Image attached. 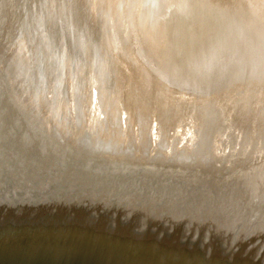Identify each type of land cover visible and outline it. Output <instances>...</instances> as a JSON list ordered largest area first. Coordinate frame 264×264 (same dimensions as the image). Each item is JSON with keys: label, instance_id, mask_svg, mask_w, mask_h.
<instances>
[{"label": "bare ground", "instance_id": "obj_1", "mask_svg": "<svg viewBox=\"0 0 264 264\" xmlns=\"http://www.w3.org/2000/svg\"><path fill=\"white\" fill-rule=\"evenodd\" d=\"M64 2L70 10L73 8L75 29L78 30L79 26L77 16L83 20L87 17L89 29H92L89 35L92 52L98 49L96 33L101 34L104 40V43L99 42L103 71L96 81L90 74L75 87L73 114L69 115L67 108L66 89L60 90L64 99L54 109L44 111L46 118L41 117L39 104L33 107L39 111L37 121L29 109L21 112L30 133L25 143L15 139L6 142L2 137L5 130L0 134V139L4 140L0 143L7 144V151H11V156L14 154V181L6 188L1 187L0 192L5 194L7 191L5 195L8 197L17 195L21 203V210L12 221L11 215L6 216L3 212L13 206L0 207L3 215L0 230L5 226H2L4 218L9 233L34 227L41 216L39 208H34L49 202L52 195L59 197L60 192L65 193L68 189L80 188L84 192L82 189L88 184L97 192L96 197L98 194L102 196L101 201L99 196L94 197L90 211L96 204H102L106 210L105 202L113 201V205L118 196H124L128 202V198L135 194L139 200H150L170 211L178 207L180 212H187V224L195 232H199L198 223L204 218L207 221L205 230L213 232L217 217L223 216L232 231L235 230V241L253 235L264 249L263 3L242 0L243 8L242 3L238 6V0H199L198 5L190 9L188 0H90L84 8V17L78 14L77 0ZM135 5L137 18L136 12L130 14ZM34 20H30V39L26 37L28 34L24 35L26 49L23 45L17 51L16 45L12 49L13 55L6 63L7 77L11 82L16 79L21 84L31 81L28 87L40 97L42 91L44 96L48 94L49 87L47 92L45 84L40 88L36 76V62L41 63L45 51L40 43L44 32ZM2 21L0 17V50L5 51L2 34L6 28L9 29L11 23L14 28L11 35L6 32L7 37L18 41L14 36L24 30L25 22L21 27L20 19L11 21L7 17L6 27L7 22ZM68 31L69 23L63 29L52 27L48 32L49 48L53 53L48 50L47 55L50 63L51 57H56L54 70L60 65L58 76L62 84L68 77V57L72 61L77 55L74 43L69 53L63 51L58 62L60 46L68 45ZM144 45L147 50H143ZM89 81L95 82L96 99L90 105L94 109L93 122L86 124L83 115L89 110ZM125 87L128 88L126 128L134 133L130 139L121 142L117 139L119 130L112 123L117 120L118 98L127 90ZM148 99L160 114L157 128L153 130L156 140L149 138L147 123L144 126L147 119L144 108ZM210 104L217 108L218 114L210 113L213 111L208 108ZM4 110L6 114L8 110ZM4 113L0 112V123L4 120ZM187 123H191L190 132H186ZM86 125L88 128H84ZM59 140L66 141L71 147L67 161L59 158ZM175 144L183 146L186 151L176 148ZM162 148L164 152L156 159L158 155L154 150L160 152ZM45 153L49 160L47 165ZM92 162L95 168H91ZM254 166L259 170H253ZM86 170L88 180H83L84 177L76 179L77 172L83 176ZM178 171L191 175L185 176V185L177 190L168 179L171 180L169 173L179 174ZM259 171L263 172L262 177ZM57 172L73 176L59 178ZM71 177L84 187L82 184L71 186ZM79 201L86 203L84 199L79 198ZM30 209L34 210L28 214ZM242 213L244 220L241 219ZM104 214L108 220L115 217L114 211L106 210ZM7 222L11 223L7 226ZM240 223L244 227L241 232L238 229ZM33 246L31 251L24 250L26 260L36 253L37 243ZM59 246L57 250L47 252L52 247L43 243L38 248L46 256L37 254L52 256L56 263L65 256L74 264H82L76 255L62 254ZM226 261V264H235L231 263L230 257Z\"/></svg>", "mask_w": 264, "mask_h": 264}, {"label": "water", "instance_id": "obj_2", "mask_svg": "<svg viewBox=\"0 0 264 264\" xmlns=\"http://www.w3.org/2000/svg\"><path fill=\"white\" fill-rule=\"evenodd\" d=\"M198 1L199 0H188L187 6L193 9V7L198 5ZM77 2L79 16L83 14V16L86 17L84 8L87 7L86 4H88L90 0H77ZM240 3H242V0H238V6ZM240 6L245 8L243 3ZM135 9L136 5L130 11V14H134L136 12ZM74 10L76 11V9ZM67 14L68 20L66 19ZM135 14L137 18V12ZM74 15L73 8L70 10V6H68L64 0H0V17H2V19L4 18L7 22L6 27H8L7 17L11 21L20 19L22 21L21 27L23 26V21L25 22L24 30L14 36L18 41L12 42L13 48L16 45V51L21 45H23L24 48L26 47V42H24L25 40L23 39L24 35L26 36L31 29V18L35 19L33 21L34 24L38 22L41 26L39 30H43L44 34L42 42L40 43L45 52L43 55L44 61L41 60L39 64L36 62V76L37 80L41 83L40 88L42 84H45L47 92V86L49 87L48 94L44 96V91H42V93L40 92V97L38 95V98L37 95H35L36 93L28 87V85H31V81L22 82L21 84V82L13 79L11 82L7 77L6 63L11 58V55H13V50L5 52L2 51L3 48L1 49L0 94L2 95L0 96V112L4 113V108L8 111L6 110V114L4 113V120L0 123V134L5 130V136L2 137L6 142L15 139L25 143V139H28L30 135L28 125L21 117V112L24 113L23 110L26 111L29 109L32 113V118L37 121L40 117V115H38L39 111H36V109L34 110L33 107L36 108L39 104L40 108L42 107V110L40 109L42 113L41 117L43 115V118H46L44 111L46 109H54L55 105H59L60 100L64 99L60 90L63 91L66 89L65 100L67 108L69 110V115L70 113L73 114L74 92H76V90H74L75 87L77 88L82 83L83 77H88V75L90 77V74L93 75L95 81L97 77H100L103 71L104 60L99 42L104 43V40L101 38L100 33H96L98 49L92 52L89 47V40L90 43L92 42V38L90 39L89 36L91 35L90 32L92 33V29H89L90 24L87 21V17L86 20H83L77 16L79 23L77 30L75 29L76 21L73 22ZM81 20H83L84 29L82 28ZM68 23L70 26V31H68V45L62 44L60 46L58 62L63 51L69 53L74 43L77 46V55L73 57L72 61L68 57V77L62 84L58 76L60 65L57 66L56 71L54 70L57 62L56 57L52 56V63H50V56L47 55L49 51L53 53L51 48H49L48 32L52 27L63 29V26ZM13 28H11L10 23L8 29L10 35L11 29ZM74 34L75 38H73ZM44 36H46V38ZM26 37L28 38L29 34ZM29 39L30 37L28 40ZM30 46L31 42L29 44V47ZM143 50H147L145 45ZM82 68H84L83 71ZM24 69L28 70L26 68ZM94 85V81H89V110L83 115L86 124L93 122L92 113L94 109H92L90 105L94 104L96 99ZM24 89L26 90V94ZM126 89L127 90L122 92L118 98L119 113L117 115V120L112 123L115 124L119 130L117 139L121 142L130 139L131 135L134 133L133 130L128 131L126 128L128 88ZM239 93L240 91L237 92V94ZM8 97L10 99H8ZM147 101L146 108H144L147 117L146 121H144V126L145 123H147L146 130L148 131L149 138L156 140V132L153 134V130L157 128L159 113H157V108L155 104L152 103V100L150 101V99H148ZM263 105L262 103V106ZM209 106L208 108L213 110L210 111V113L217 112L218 114V110L213 104ZM22 107H24V109H22ZM190 124L191 123H187L189 127L186 132L191 131ZM18 126H21L20 129H18ZM84 128H88V126L86 125ZM0 141L4 140L0 139ZM58 142L60 145L58 152L59 158L65 161L69 160L71 147H68L66 141L59 140ZM175 146L176 148L185 150L183 146L178 144H175ZM163 149L164 148L160 149V152L158 149L154 150V154L158 155L156 159L164 152ZM10 152L7 151V144L0 143V191L1 187L6 188L14 181L12 178L14 154L11 156ZM45 155L47 154L45 153ZM47 157L48 155L45 158L47 159ZM47 162H49L48 159L45 161V165H47ZM95 166V163L92 162L91 168H95ZM63 167L65 168V166ZM68 167L70 168L71 165ZM258 168L259 167L254 166L253 170H257ZM87 169L90 168L88 167ZM90 170L93 173L95 172V169ZM171 173L172 174L169 173L171 180L168 179V181H170L171 184H173V188L177 190L185 185L183 183L185 176L191 175V173L185 172H180L181 174L177 172ZM259 173H261L262 177L263 172L259 171ZM56 174L59 178L64 177V175L68 177L73 176L69 173L57 172ZM86 174H89L87 170L83 176L81 172H77L75 177L78 180L82 177H84L83 180H88L89 176ZM134 176L136 175L134 174ZM94 177L98 176L94 175ZM74 179V177H71V186H80L79 184H82L84 187L83 183H79V181ZM82 190L84 192L87 191V194L81 193L80 188H77L74 191L68 189L65 193L60 192V195H58L59 197L52 195L49 202L47 201L42 204V207L34 208L37 210L39 208L38 212L41 215L35 222V226L28 227L23 231L7 232L5 229L6 219L4 218L2 226H5L0 230V264H74L67 260L65 256L62 259H58L57 263L52 256L45 257L46 253L41 252L38 248L43 243H45V246L52 247V249L47 252L57 250L58 245H60L61 252L63 251L62 254L68 253L76 255L77 258L81 259L82 264H91L92 262L95 264H226V260H228L229 257L231 263L235 264H264V249L260 248L257 237L252 235L245 237L243 241H235V230L232 231L233 228L229 223H226L223 216L217 217V227L213 232L205 230L207 224L205 218L202 222L198 223V227L200 228L199 232H195V230H193L194 228L190 229L187 224L189 220V214L187 212H180L178 207L170 211L163 206L159 207L152 204L150 200H139V198L134 197L135 194H132L128 198V202L124 196L116 197L114 201L115 204L113 203V205H111L113 201L105 202L106 210L108 212L114 211L115 216L114 219L108 220V217H105L104 213H106V210L102 207V204H96L95 209L90 211L93 208V201L99 194L96 197L95 194L97 192H94L95 190L90 188L88 184ZM4 192L6 194L7 191ZM5 194L0 192V202L2 203L0 207L4 205H6L5 207L13 206V208L7 212H3L6 216L11 215L10 220L12 221L17 218V214L21 210L19 209L21 203L17 195L13 194L8 197ZM79 198L84 199L86 203L82 202L81 204ZM98 199L101 201L102 196H99ZM47 207L49 208L46 209ZM34 209L28 210V214H31ZM2 216V212L0 211V218ZM241 219L244 220L243 213ZM10 223L11 222H7V226ZM240 227L241 228L238 229H240L241 232L244 230L243 223H240ZM58 235H61V237ZM21 236L24 237L22 238ZM34 243H37L38 250L35 249L36 253L32 254V258L26 260L24 250L27 249L31 251V249L34 248ZM37 252L44 253L45 256H38Z\"/></svg>", "mask_w": 264, "mask_h": 264}, {"label": "rangeland", "instance_id": "obj_3", "mask_svg": "<svg viewBox=\"0 0 264 264\" xmlns=\"http://www.w3.org/2000/svg\"><path fill=\"white\" fill-rule=\"evenodd\" d=\"M261 1V3H263V5H264V1L263 0H260ZM5 16V15H4ZM3 21H4V18H3ZM2 21V22H3ZM5 22V21H4ZM8 31V29L6 28V32ZM5 31H4V33L2 34V39L4 40V42H5V45L4 46H6V48L4 49L5 50V52H10V51H12V49H13V45H12V42H14L13 40L11 41L10 39H9V37H7V33H6ZM5 38V39H4ZM10 48V49H9ZM1 51V50H0ZM1 55V54H0ZM6 70H7V73H8V65L6 64ZM1 71H2V69H1ZM11 77V76H10ZM12 78V77H11ZM81 193H87V192H81Z\"/></svg>", "mask_w": 264, "mask_h": 264}]
</instances>
